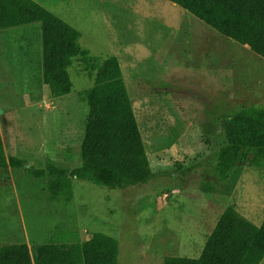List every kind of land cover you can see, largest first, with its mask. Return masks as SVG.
<instances>
[{"label":"rangeland","instance_id":"374dc122","mask_svg":"<svg viewBox=\"0 0 264 264\" xmlns=\"http://www.w3.org/2000/svg\"><path fill=\"white\" fill-rule=\"evenodd\" d=\"M114 5L115 44L95 19L78 28L81 42L121 60L155 177L124 189L74 179L67 201L51 198L46 179L8 167L0 189L15 184L18 193H0V217L22 218L32 255L61 231L69 241L101 231L119 240L120 264L198 257L229 204L255 224L264 220V167L240 164L224 181L214 174L228 116L242 105L264 106V58L168 0ZM71 73L74 90L52 97L40 24L0 30V136L8 155L36 167L81 163L89 113L81 96L94 82Z\"/></svg>","mask_w":264,"mask_h":264},{"label":"trees","instance_id":"16d2710c","mask_svg":"<svg viewBox=\"0 0 264 264\" xmlns=\"http://www.w3.org/2000/svg\"><path fill=\"white\" fill-rule=\"evenodd\" d=\"M219 33L264 58V0H168ZM39 23L43 82L52 97L74 90L71 69L93 80L82 93L89 104L81 163L72 169L47 162L30 165L8 155L0 136V170H24L47 180L51 198L70 201L74 179L111 189L146 184L156 173L141 133L119 58L99 56L83 45V34L36 0H0V30ZM226 123L227 142L215 153L214 174L224 181L240 164L264 167V106L242 105ZM38 244L0 242V264H120L119 240L98 231L89 239L59 238ZM264 220L255 224L234 203L221 213L198 257L168 255L163 264H263Z\"/></svg>","mask_w":264,"mask_h":264},{"label":"crops","instance_id":"0c3cea01","mask_svg":"<svg viewBox=\"0 0 264 264\" xmlns=\"http://www.w3.org/2000/svg\"><path fill=\"white\" fill-rule=\"evenodd\" d=\"M36 1L63 18L65 21H67L77 29L79 28L81 30H85L84 25L87 23L86 21L95 19L93 23H97V25L103 28V32L105 34L107 32L106 36L111 35V38L113 39L112 45L115 44V41L118 38L112 37L115 30L112 31V34H109V26L113 25L111 16H113L112 13H114L113 8L116 7V5H114L116 4V0H50V2H47V0ZM122 3L123 0H120L119 6H121ZM103 11H105V13H103ZM119 61L121 64L120 59ZM0 193H18V191H16V185L12 184L9 186H5L3 189H0ZM26 240L27 231L20 216L12 219L11 217L7 216L0 217L1 242L24 243L26 242Z\"/></svg>","mask_w":264,"mask_h":264}]
</instances>
